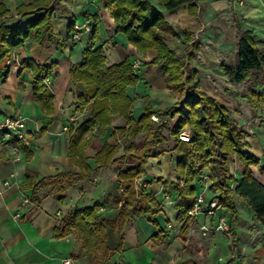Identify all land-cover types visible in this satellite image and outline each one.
<instances>
[{
    "label": "crops",
    "instance_id": "crops-1",
    "mask_svg": "<svg viewBox=\"0 0 264 264\" xmlns=\"http://www.w3.org/2000/svg\"><path fill=\"white\" fill-rule=\"evenodd\" d=\"M32 1L34 0H0L9 11L2 22L14 25L32 20L36 14L16 13L17 6ZM239 1L193 0V14L190 12L189 3L167 10L160 0H150L179 34L178 37L166 39L169 46L170 42L180 43V47L190 45V51L194 40L200 43V48L189 61L191 67L198 70V74L200 68L193 65L197 54L210 49L217 59L228 46L221 16L234 14L243 23L241 34L249 31L253 39L254 36L260 41L264 39V0ZM51 4L55 7L51 16L52 30L63 44L24 41L19 48L13 50L7 60L10 64L7 75L4 79L0 77V122L7 116L20 113L28 118L26 125L30 133L45 127L43 132L30 136L28 142L22 143L28 152L20 148L21 143L12 134L0 131V264H63V260L69 257L75 258L73 264H89L82 241L74 230L66 237L57 238L54 227L64 214L91 206L98 200L103 203L99 214L108 220H114L117 212L114 197L119 192L117 169L122 165L128 167L138 163L135 159H123L121 156L130 147H141L143 141L140 145L134 143L142 133L133 138L117 132L119 149L115 154L116 160L105 167H98L95 161L96 153L105 142L114 143L112 129L126 125L125 119L115 114L111 118V128L105 134L92 135L84 150L88 167L96 169L89 177L79 178L68 188L63 201H57L51 194L42 197L41 189L38 190L40 201L35 203L31 199L32 188L25 187L27 171L35 176V181L58 172L81 171L80 166L70 156L68 130L65 132L62 129L71 121L77 126L89 116V110L74 111L77 99L69 75L70 63H78L87 46H101L107 64L117 63L126 57L130 63L136 58L140 60L139 65L133 68L139 80L127 88V93L133 100L132 113L135 119L141 115L145 103L150 104L153 109H163L178 100V94L165 86L156 64L150 62L156 55L155 50L140 51L127 41L123 33L116 32L112 14L101 6L99 0H51ZM41 13L43 10L37 14ZM71 20L86 22L91 29L95 26L97 38L89 32L83 33L80 40L72 41V29L69 28ZM186 32L192 34L188 44L183 43ZM172 48H175V44ZM175 50L179 55L187 52L180 48ZM28 58L37 64L55 62L51 73L47 75L50 84L45 83L54 95L52 113H43L35 101L31 70L22 69L19 72L20 63ZM78 85L84 91V83ZM135 105L139 110L137 115L134 113ZM257 129L255 135L246 138V150L260 158L264 165V127L259 126ZM166 131L168 132V128L163 129L166 136V140L161 143L163 148L169 142ZM124 138L127 139L125 144L121 142ZM170 147L164 148L162 154L149 157L145 165V175L141 176L145 182L150 181L145 183L147 187L144 189L160 202V212L155 216L150 213L134 214L120 231L107 226L105 242L110 258L105 264H171L177 252L178 264L187 259H192L195 264H264V226L256 220L249 205L250 213L240 215L238 203L243 204L245 201L235 192L233 200L237 210L236 217L231 218L226 208L219 210L232 225L233 248L227 237L221 233L203 235L198 229H193L191 237L188 238L190 227L203 224L210 226L216 223L215 219L197 215L189 219L185 234L180 231L182 221L177 218L180 198L174 188L178 177L176 153ZM251 170L253 176L264 185V172L261 173L256 166H251ZM148 173L150 176H147ZM235 176L240 179L241 170ZM5 179L9 180V184L4 185ZM198 184L202 188L200 192L213 193L208 189V178L195 180L196 187ZM235 186L236 182L230 187L234 189ZM24 198L28 201L21 203ZM169 223H172L171 228L168 227ZM157 226L162 229V234L158 233ZM256 232L259 234L255 237ZM119 234L123 235L120 249L117 248ZM233 252L241 253L233 256Z\"/></svg>",
    "mask_w": 264,
    "mask_h": 264
},
{
    "label": "trees",
    "instance_id": "trees-1",
    "mask_svg": "<svg viewBox=\"0 0 264 264\" xmlns=\"http://www.w3.org/2000/svg\"><path fill=\"white\" fill-rule=\"evenodd\" d=\"M167 10L174 9L183 3H189L190 12L195 13L193 0H160ZM102 7L107 8L116 23L115 31L125 35L127 41L140 51L153 49L155 57L150 61L156 64L161 73L165 86L178 94V100L163 108L153 109L150 104L143 105L141 115L133 117V100L127 93V88L139 80L133 71L128 57L107 64L104 50L101 46L89 45L83 50L82 58L78 63H70L69 75L75 88V112L89 110L86 120L75 126L74 121L67 125L69 133V152L72 160L80 166L79 173L58 172L54 175L42 177L35 181V176L26 172L25 187L32 188L31 199L39 203L38 190H43L42 197L53 195L57 201L66 198V191L79 178L89 177L96 169L87 165L84 154L92 135L105 134L111 128V118L119 114L125 119L126 125L112 129L114 143L105 142L95 155L98 167H105L116 160L115 154L119 149L116 140L117 132L121 135L135 138L140 133H146L150 138L145 139L138 149L132 147L124 150L123 159L128 157L138 161L133 166H120L117 169L119 192L114 197L117 206L116 217L108 220L99 209L102 201L80 208L74 212L64 214L54 227L55 237L63 238L74 233L82 241L89 264H105L109 258V248L106 245V227L111 226L119 231L130 216L150 213L157 215L161 208L160 202L143 187L135 188V179L145 175V165L151 156L162 154L165 149L161 143L166 140L163 129L169 128L168 120H172L170 136L174 140L173 150L176 153V172L178 174L174 186L179 195L177 204V218L182 221L180 231L185 234L190 216L188 210L192 207L195 193V180L208 178V189L218 192V199L223 208H226L231 218H235L237 210L233 200V192L238 194L251 208L256 220L264 226V185L256 179L251 166H256L262 173L264 165L260 158L246 150L249 130L239 127L232 112L213 96L199 88L197 80L198 70L191 67L189 61L200 48V43L194 40L192 49L179 55L166 42L168 37H178V32L165 20L161 11L157 10L150 0H99ZM43 10V13L37 14ZM55 7L51 0H34L28 4L16 7L17 14H36L25 24L16 23L6 25L3 17L9 11L0 2V77L5 78L10 64L7 60L13 50L19 48L26 40H35L41 44H63L60 37L52 30L51 16ZM74 21L69 23L73 29ZM97 38L96 27L91 31ZM184 44L192 39V34L185 33ZM264 43V39L261 40ZM235 67L221 64L220 69L229 77L231 82L243 83L246 92L241 97L246 100L254 111L264 112V49L259 48L249 31H244L238 42L235 53ZM55 62L35 63L32 59H24L20 63L22 69L31 70L33 74V94L43 113H52L53 93L43 81L51 73ZM84 83V91L78 83ZM156 114L164 122H153L151 115ZM260 117H263L260 115ZM264 127V118L259 122ZM190 127V140L185 142L178 135L184 127ZM40 128L30 136L43 132ZM20 148L27 151L22 143ZM28 152V151H27ZM28 155V153H27ZM238 163L241 177L237 179L230 168L229 161ZM216 165L213 171L211 165ZM207 173V174H206ZM236 182L234 189L231 182ZM146 184L150 181H146ZM200 183V182H199ZM157 223L156 220H154ZM158 227V233L162 229ZM123 235L119 234L117 248H121ZM180 264H195L187 259Z\"/></svg>",
    "mask_w": 264,
    "mask_h": 264
},
{
    "label": "rangeland",
    "instance_id": "rangeland-1",
    "mask_svg": "<svg viewBox=\"0 0 264 264\" xmlns=\"http://www.w3.org/2000/svg\"><path fill=\"white\" fill-rule=\"evenodd\" d=\"M220 20H222L226 29L227 35H225L226 37L225 41L228 46L224 49L222 53L218 55L217 59L215 58L216 56L210 52V49H206L202 54L199 53L196 55V60L193 61L194 62L193 65L198 66L200 68V73L197 75L198 76L197 80L199 81V88L207 92L209 95L213 96L214 98H216L223 105H225L232 112L233 116L235 117L237 125L239 127H245L249 130V136L255 135L258 132L257 127L260 126L259 125L260 120L264 118V112L261 113L260 111L252 110L248 105V103L246 102V100H244L241 97V95H243L246 92L243 83L231 82L229 77L226 76L223 73V71L219 68L220 64H226L235 67L236 65L235 53L237 50V42L241 36L243 23H241V21H239L232 13L226 16H221ZM254 40L255 42H258L257 45L259 46V48L264 49V43L262 41L258 40V38L255 36H254ZM174 44H175L174 49L180 48L185 51H189L190 45H188L187 47H182V46L180 47V43L170 42V46L173 47ZM201 57L207 59H201ZM134 113L135 115L139 113L137 105L134 106ZM260 115H262L263 117H260ZM168 124H169V128H168V132L166 131V134H168L167 136L169 142L165 144L164 148H169L170 146L173 145V140L172 137L170 136V130H169L170 126L173 124V121L171 120L170 123ZM186 128L190 130L189 126H186ZM62 130L64 131V129ZM66 131L67 129H65V132ZM249 136L247 137L249 138ZM147 138L149 139L150 136H148V134L146 133H142V135L137 137L134 144L140 145V143L142 141L144 142V140ZM126 141L127 139L125 138L121 140L123 144H125ZM229 164L234 174H237L240 171V166L236 161L231 160L229 161ZM211 168L213 171H216L215 164H212ZM147 176H150V174L148 173ZM231 185L234 186V182H231L230 186ZM141 187L146 188L147 185L145 184V186H140V188ZM196 189L199 190L198 192L201 191L202 188L200 184L197 185ZM198 192L195 191V193ZM205 194L206 197L208 198H211V196H219L218 192L210 193L206 191ZM238 209L241 216L250 213V209H248V204L246 202H244L243 204L238 203Z\"/></svg>",
    "mask_w": 264,
    "mask_h": 264
},
{
    "label": "built area",
    "instance_id": "built-area-1",
    "mask_svg": "<svg viewBox=\"0 0 264 264\" xmlns=\"http://www.w3.org/2000/svg\"><path fill=\"white\" fill-rule=\"evenodd\" d=\"M239 3H242V0L239 1ZM91 31V26L84 22V23H78L74 22L73 29L70 34V38L72 41H78L80 40L81 36L83 33H89ZM140 63V60L136 58L132 64V68L137 67ZM43 81L49 85L50 84V79L46 75L43 79ZM27 117L20 114V113H15L13 115L7 116L3 119V121L0 122V131L10 133L12 134L16 140L19 142L25 144L28 142L27 139L30 137V131L27 128L26 122H27ZM151 120L153 122H164L167 121L166 119L161 120L159 116L156 114L151 115ZM63 129H67V127H63ZM179 139L182 141H189L190 140V131L184 127L183 129L180 130ZM141 177H138L135 179V188L138 189L140 186H145V182H143ZM4 185L9 184V180L5 179L3 181ZM28 199L24 198L21 203L27 202ZM223 207L219 203L218 199L214 196L211 198H206L204 192H200L196 195L192 207L188 210V214L190 218H193L197 215H201L205 218H208L210 220L215 219L216 223L210 226L207 225H200V226H193L188 229V238L191 237L193 229H198L203 235L207 233H221L227 239L229 240V243L231 247L233 248V235H232V225L227 218V216L223 213H221L219 210H221ZM168 227H172V223L168 224ZM259 234V232L255 233V237ZM241 252L238 253H232L233 256H236L240 254ZM177 255L178 252L175 254L174 258L172 259L171 264H178L177 262ZM74 259L72 257L66 258L63 260V264H73Z\"/></svg>",
    "mask_w": 264,
    "mask_h": 264
}]
</instances>
